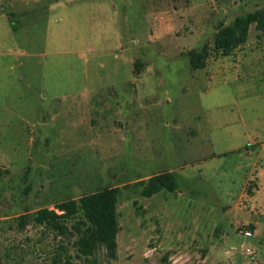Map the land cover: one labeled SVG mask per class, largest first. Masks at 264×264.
<instances>
[{
  "label": "rangeland",
  "instance_id": "1",
  "mask_svg": "<svg viewBox=\"0 0 264 264\" xmlns=\"http://www.w3.org/2000/svg\"><path fill=\"white\" fill-rule=\"evenodd\" d=\"M262 8L0 0V264L59 250L53 232L18 225L26 210L165 171L175 191L122 187L117 256L95 264H264V31L213 48L221 23Z\"/></svg>",
  "mask_w": 264,
  "mask_h": 264
},
{
  "label": "trees",
  "instance_id": "2",
  "mask_svg": "<svg viewBox=\"0 0 264 264\" xmlns=\"http://www.w3.org/2000/svg\"><path fill=\"white\" fill-rule=\"evenodd\" d=\"M252 24L264 31L263 8L237 15L228 24L221 23L213 48L224 56L232 54L247 41ZM187 54L192 68L205 67L209 56L207 47L201 51L192 49ZM141 65L135 64L137 69ZM130 186H140L142 195L149 197L163 190L175 191L178 183L173 171L160 172L123 186H104L77 198L64 199L54 208L26 210L15 219L21 228L32 223L60 237L59 250L52 255L49 264H95L102 250L110 258L117 256L120 231L117 208L122 187ZM248 187L251 192L252 186Z\"/></svg>",
  "mask_w": 264,
  "mask_h": 264
},
{
  "label": "built area",
  "instance_id": "3",
  "mask_svg": "<svg viewBox=\"0 0 264 264\" xmlns=\"http://www.w3.org/2000/svg\"><path fill=\"white\" fill-rule=\"evenodd\" d=\"M244 234L246 236H251L253 233H252V231L250 229H246V230H244Z\"/></svg>",
  "mask_w": 264,
  "mask_h": 264
}]
</instances>
